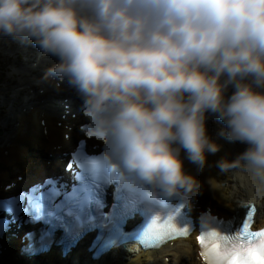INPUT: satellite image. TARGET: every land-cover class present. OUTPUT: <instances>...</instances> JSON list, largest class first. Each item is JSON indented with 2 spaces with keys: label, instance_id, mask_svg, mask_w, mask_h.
<instances>
[{
  "label": "clouds",
  "instance_id": "9594fccd",
  "mask_svg": "<svg viewBox=\"0 0 264 264\" xmlns=\"http://www.w3.org/2000/svg\"><path fill=\"white\" fill-rule=\"evenodd\" d=\"M0 35L57 58L50 71L83 95L143 180L193 188L180 151L203 165L217 150L208 111L225 139L246 145L218 166L244 161L264 182V0H0Z\"/></svg>",
  "mask_w": 264,
  "mask_h": 264
},
{
  "label": "bare ground",
  "instance_id": "6f19581e",
  "mask_svg": "<svg viewBox=\"0 0 264 264\" xmlns=\"http://www.w3.org/2000/svg\"><path fill=\"white\" fill-rule=\"evenodd\" d=\"M0 37L3 41H5V38L8 36L0 35ZM10 40L12 42H9V52L18 50L17 48L19 46L25 47L27 43H29L22 42L20 40H13L11 38ZM34 55L36 56V54ZM30 59H28L29 66H23L25 68H23L19 73L22 74V76L20 78L21 83L17 86V88H26L29 90H31V88L35 90L37 89L33 81L30 79L31 75H33L35 72L32 66L34 61L30 62ZM36 62L37 64H40L39 69H43L44 67V69L50 70L51 66L57 63V58L53 59V55L51 54L39 55ZM16 71L17 70H15V73ZM27 73L29 74V79L25 77ZM49 74L50 73L47 75ZM223 79L224 77L222 76L221 80ZM43 81L44 82H42L39 87H42L47 92H52V94L48 95L47 97H42L35 92V94L27 96L31 98L26 99L23 97L19 101V107L20 110L26 108V111H16L14 116L15 124L17 123L16 128H11L12 131L10 132V135H6L1 140V143H4L5 141L6 142L0 146V160L6 162V164L11 163L16 159L23 160L28 154L23 156L22 159L21 154L17 151L20 150V148V151L23 149L30 150L29 147H26L31 142L36 144L34 148L40 152L41 149L47 151L49 148L54 151L53 147L56 146L58 148L59 145L62 147V149L66 147L65 142H61L62 138L59 136L61 132L60 129L58 130L55 127V123L58 121L57 111L52 110V107L55 104L54 100L60 97V92L58 89L54 88V85L49 81L45 80L44 78ZM62 88L64 89V93L69 92L68 96L72 100H84L83 95L76 89L74 85L65 82ZM226 91H224V94ZM18 95L22 94L19 92ZM24 95L25 94H23V96ZM228 95H230L229 92ZM42 99H44L45 102L41 104ZM30 103L31 105H29ZM13 106H15L14 103ZM34 109H36V112L33 111ZM42 120L44 121V124L39 125L40 121ZM73 123L74 122H71V124ZM43 127L47 129L46 136L42 135ZM68 132L72 134L71 131ZM36 135H38V137H36ZM73 137H77V134L73 135ZM37 141L40 143H37ZM209 141L217 146V150L213 153H205L203 165H199L188 160L184 151L182 149L180 151V159L182 161L183 170L195 180H199L203 184L204 196H200L199 199L192 198L195 202V205L200 206L202 203L203 206L211 205L213 214L227 219L238 215L241 217V207L247 203H253L257 208L255 219L258 224L256 227H260L264 224V182H258L252 178L246 171L244 165L237 164L236 166L224 170L218 166V162L221 160H235L239 154L244 151L246 145L240 142H231L225 139L224 135L215 139L213 137L212 139H209ZM17 144L20 146L16 148ZM41 154L42 153H40V155ZM17 169L18 168L15 167L12 169L13 171H11V173H15ZM25 170L28 174H34L24 183L25 186H30L34 184V182H37L43 177L49 176L53 173V171L46 168V166L38 168L26 166ZM41 172L44 174L42 177L39 176ZM9 177L10 173H6L3 175L2 181H0V194H2L1 197H4V184H2V182L7 180ZM209 181H212V183H209ZM16 184L20 186L18 182ZM4 246L6 247L5 253L8 254V261L6 264H69L70 262L61 260L60 255L55 253H50L47 256L29 260L17 252V243L13 240L5 243ZM196 253L197 249L193 241H188L184 245L180 242H175L172 246L163 247L153 253H136L133 248H129L126 251L124 250L121 253L117 252V255L113 253V255L107 259V264H167V260H169L168 264H198V261L195 260ZM71 261H73L72 264H87V258H85L81 250H77L73 254Z\"/></svg>",
  "mask_w": 264,
  "mask_h": 264
},
{
  "label": "snow or ice",
  "instance_id": "6c2138e0",
  "mask_svg": "<svg viewBox=\"0 0 264 264\" xmlns=\"http://www.w3.org/2000/svg\"><path fill=\"white\" fill-rule=\"evenodd\" d=\"M74 155L77 159L72 168L64 164L68 180L63 176H50L34 182L31 196L20 202L17 216L41 225L43 234L37 236V243L33 244L26 233L25 238L16 241L17 252L30 258L47 256L59 232L64 240L61 260L67 261L81 242L86 241L87 264H107L113 248L127 242L129 229L126 224L138 212L119 178L105 174L98 153L89 150L84 140L76 142L67 160ZM5 232L7 226L0 220V239ZM253 235L260 239L251 248L222 250L216 243L203 247L200 256L204 264H264V231ZM197 239L203 246V239Z\"/></svg>",
  "mask_w": 264,
  "mask_h": 264
},
{
  "label": "rangeland",
  "instance_id": "374dc122",
  "mask_svg": "<svg viewBox=\"0 0 264 264\" xmlns=\"http://www.w3.org/2000/svg\"><path fill=\"white\" fill-rule=\"evenodd\" d=\"M0 41H1L0 42V146H2V144H4L6 142L5 141L4 143H1L2 138H4L6 135L9 136L10 135V132H11V128H16V125H17V123L15 124V120H14V116H15L14 115V111H19V109H20V107H19L20 102L19 101L23 97H25V96H23V93L20 90L21 88H17V86L20 85V83H21V79L20 78L22 76V74H19V73H20V71L23 68H25L22 65L28 67L29 66V62L26 64L23 61V59H22V57H25V56H19L15 52H12L11 59H9V57L6 55V53L9 50V47H10V45H9L10 44L9 43L10 42V37L5 38V41H3L1 39V37H0ZM34 47L35 46L32 45L29 42V43H27V45L25 47H20L19 46L17 49L19 50L21 48L20 53H22L23 55H26V54L28 55L29 52H30V50L32 48H34ZM28 50H29V52L28 53H25V51H28ZM12 56H13V58H12ZM15 59H16L17 63L21 64V66L18 67V68H16V64L14 62ZM13 66L15 68H13ZM15 70H17L16 71V74L21 75L20 77H17L15 75H13L15 73ZM25 77L28 79L29 78V74L27 73V75ZM14 87H16L18 90L17 91H14L13 90ZM31 89H33V88H31ZM230 89H232V86L230 87ZM25 90H24L25 91V94H29V96L31 95L30 93H32V91L39 93V90L38 89L36 91H34V90H29V89H26L25 88ZM228 91H231V90H228ZM19 92L22 95H18ZM47 94L48 93H46L45 95H47ZM16 95H17L18 98L15 99V100H13V98H11V97H14ZM40 95L41 96H45V95H42V94H40ZM28 98H31V97H27V99ZM224 98H225V94H224ZM13 103L15 104V106H13ZM29 105H31V103ZM33 111L36 112V109H34ZM215 115H216L215 113H208V112H205L204 113V120H206L204 122H207L206 124L204 123V126H205V135L206 136H209L214 129H216L215 131H218L220 134H223L224 132H226V129H225L223 123L221 125H219V123H217V126L215 124H213L212 122H211V124L209 123V121ZM8 118L12 119V121L9 120ZM7 120H8V122H7ZM215 135L216 134H213V136H215ZM36 137H38V135H36ZM11 138H12V135H11ZM5 140H6V138H5ZM33 143L34 142L29 143V145L26 147V148L29 147L30 150L23 149L22 151H20L21 150V148H20V150L17 151V152H19L21 154L22 159H23V156H25L26 154H28L23 160L16 159V160H13L11 163H7V164H6V162L0 160V181H2L3 175H5L6 173H10V177L8 178V180H5V181H7L5 183L6 185L9 182H12V180H14V179L17 181V177L21 176V175H18V174H22L24 176H27L28 175L27 177L29 179L34 174H30V173L28 174L26 172V170H25V167L26 166H28V167L30 166V167H33V168H35V167H37V168L38 167H43L45 165V162L44 161L42 162V159L40 161L39 160L40 157L41 156H44L45 157V156L55 155L54 152L53 153H50L49 151L47 152L46 150H43V149H41V152L38 151L36 148H34V146L36 144L35 143L33 144ZM37 143H40V142L37 141ZM11 145H13V144H11ZM19 146L20 145L17 144L16 145V148L19 147ZM21 146H24V145H21ZM40 153H42V154L40 155ZM15 167H17L18 169L16 170L15 173H11V171H13L12 169H14ZM39 176L42 177L43 176V173L41 172L39 174ZM194 181H195V184H194L193 188L191 189L193 191L192 193H194L196 196L198 194H201V196H204L203 186H202L201 182L199 180H194ZM3 183L4 182H2V184ZM15 183H17V182H15ZM7 261H8L7 260V257H5L3 259V263L6 264Z\"/></svg>",
  "mask_w": 264,
  "mask_h": 264
}]
</instances>
